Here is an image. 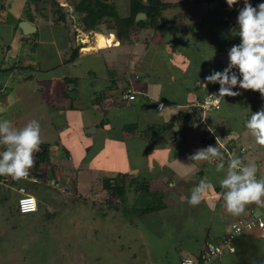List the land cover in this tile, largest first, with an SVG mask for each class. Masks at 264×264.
Instances as JSON below:
<instances>
[{"label": "rangeland", "instance_id": "374dc122", "mask_svg": "<svg viewBox=\"0 0 264 264\" xmlns=\"http://www.w3.org/2000/svg\"><path fill=\"white\" fill-rule=\"evenodd\" d=\"M116 2L121 13L127 15L130 0H116ZM58 3L61 6L63 5L61 4V0H58ZM225 3L227 4V2ZM250 3L253 7H256L259 3H264V0H250ZM235 6L233 8L236 10L242 8L243 0H240ZM28 7L26 4L22 7L24 16L28 15L26 13V10H29ZM203 9L207 10V6H203L200 10H195L198 15L194 14V20L191 17L192 11L188 8L167 10L168 12L166 11L164 16H167L165 19L169 25L166 27H171L173 30L178 29L177 33L179 34L178 24H181L187 27V31H184L181 35V41L175 42L171 46H164L163 48L160 46L156 47V42L154 46L143 42H139L138 44L131 42L120 44L113 27L114 25L112 24L104 26L100 30L105 33L106 36L102 34L104 37L96 34L95 30H87L84 34L81 30L77 32L79 19L76 17H70L72 21L69 24V29H67V36L70 40L69 45L71 46L66 51L63 38L64 28L62 26L57 27V38L59 39L57 45L51 43L50 38L53 36L51 32L54 31L48 30V26L50 25L46 28L44 27L45 30H42L39 37L34 34L33 39L30 41L31 43L27 44V49L23 50V52L27 53L28 51V53L35 57L37 59L36 63L42 70L45 69L42 66L54 67L61 65L60 70L55 69L54 72H48L50 74L46 73L44 75L45 73L43 74V72L33 74V78L26 83V86H29L32 91L34 89L39 94L44 95V99H49L50 104L49 102L44 103L40 109L29 108L27 111H22V108H15L13 112L11 111V115L7 117L15 128H22L33 120L39 122L42 143L39 150L35 153L47 148L49 153H44L40 156L34 153V164L37 160H40L43 165H46L48 162L51 166L58 163L61 167L65 168V172L68 171V173L66 172L63 175H66V177L68 174L72 175L77 180L75 172L76 164L72 161H66L64 149L67 147L73 149L72 143L75 134H83V129L86 133L88 129L95 128L94 126L101 122L105 112H103V107L91 105L94 92L97 91L101 94L103 89L108 91L114 85L113 91L121 89V92H124L122 89L126 87V78L128 79V77L122 78L121 74L125 70H131L130 72L134 75L132 78L135 80V76L139 75L141 67L149 66L152 70H155L154 66L156 64L152 59H157V61L159 59L160 63L162 62L163 69L164 66L171 68V74H173L175 73V71H172L174 70L173 64H175L173 61L180 60L182 57L180 54L181 49H186L189 54L184 52L183 56L191 62L192 70L198 71V74H201L203 77L214 74L215 70L212 69L214 67L205 65L207 55L205 57L203 55L195 56L194 58L195 52H192L194 51L192 49H196L197 46L192 42L195 39L199 44L200 38L198 37L201 36L188 37V34L194 33L190 29L196 26L192 25L191 21L193 20L194 23L199 21L198 18L201 16L200 12L204 11ZM30 10L28 12H32L36 19L41 18L40 12H36L35 7L30 8ZM51 11L49 10V14H51ZM47 14L48 12L45 14L47 16L46 19H48ZM231 16L235 17L234 12ZM51 18L50 15V21H52ZM188 26L192 27L189 28ZM173 33L168 32L170 36ZM74 34H76V41L73 39ZM145 35H148V39H150L153 33L148 31L145 32L143 37ZM36 38L41 43L40 47L32 43ZM169 39L174 41L172 38ZM77 46L87 47L88 49L82 51L79 60L75 64H62L63 60L65 61L70 58L72 47ZM145 49L149 50L146 55H143ZM209 54L211 56V53ZM37 55L38 57H36ZM224 57H230V55L225 54ZM172 59L173 61H171ZM216 71L223 72L222 69ZM44 78H48L49 82L45 83ZM153 78L158 79L161 76L157 75ZM114 79H117L119 87L117 84H114ZM194 79L193 77L190 81ZM153 83L155 84V82ZM11 85L14 89L18 85H24V83L20 79H16L12 80ZM132 87L134 86L132 85ZM54 91H56L55 95ZM59 93L67 99L60 100ZM86 96L90 98L88 99L90 105L88 108H85L86 106L82 108L81 103H85L86 100L84 99V101L83 97ZM259 96L261 97V95ZM249 98L250 103L247 106H253L251 107L252 111L246 105H244L242 111H238L237 109L229 110L230 119L228 118V121L225 119L224 122H226V125L228 124V127L234 131V136L237 137L236 148L233 152H229V157L239 156L242 158L243 156V158L247 159V164L254 163L258 169L257 173L261 174L257 179H260L264 178V147L255 143L254 137L246 130L244 124L249 118L247 114L259 111L264 107V102L261 106L258 105L259 109H254L256 97L250 96ZM80 100L83 101L81 102ZM141 100H143V97L139 96L136 104H126V102L120 101V99L119 102L121 103L122 110L125 109V106H132L134 112L137 113L135 106L140 104ZM75 101H79L80 104L77 105ZM68 102H73L74 107L77 106V111L80 108L84 109L81 124L72 122L70 131L68 129V115L66 116L68 119L67 123L65 116H63L64 114L54 108V106L62 108L66 103L69 104ZM2 105H4L3 109L7 108V105L3 103H0V108ZM106 114L108 115V113ZM109 117L111 123L104 131L105 133L99 135L95 140L96 142L92 139L94 142L93 148H97L94 151L102 148L104 145L103 141L108 140V137L103 140L104 134L108 135L110 130L116 131L119 125L122 126L124 124V122L120 121V118H114L112 113ZM208 118L205 121L206 123H201L202 131L200 136L204 138V141L193 138L187 143L189 145L187 148L192 147L195 155L198 150L206 149L208 145H217L213 141L215 139H210V137H213L215 134L214 138L217 139L220 133L214 131L213 134L207 131L212 128ZM206 127L209 129H206ZM161 129L162 127L157 126L155 130L156 134ZM206 143H208L207 147L204 145ZM219 147L224 152L226 146L220 145ZM2 148H4L3 145ZM181 151L186 152L185 145L181 147ZM214 159L219 163L222 162L219 156L214 157ZM197 167L199 168L197 172H199L190 176L188 184L185 183V185H198L202 180L199 177L200 170L211 172L208 170L210 167L205 161H198ZM165 168L166 173L175 171L171 167ZM227 171L226 166L221 172L225 176ZM139 172H143V170L140 169ZM209 172L205 174L206 176L203 179L213 185V188L206 193L212 195L217 188H220L218 181L221 178L214 176L218 172H215L214 175L211 174V176ZM105 173L101 171L99 180L96 178V175L86 174L83 176V182L86 180L89 184L82 182L80 186L81 192H78V196H82V200H80L77 198L75 180L70 181L66 187L67 193L65 194L63 193L64 187L63 183L60 182L61 180L58 183L51 180V177L56 173L53 170L49 171L48 168L44 169L42 172L44 184H41L40 192L33 193L38 201L39 212L29 215H18L16 212L18 199L20 198L16 183L20 180L14 179L9 189H4L0 194V264H179V257L182 259L190 255V253L184 252V250L194 245L188 236L198 233L196 231L202 229L200 227L212 225V221L214 222L216 219L219 221L215 212H209L206 208L204 209L205 206L203 208L200 205L192 206L189 202H182L179 205V209L176 206L167 207L157 212L140 216L137 212L129 210L131 208L127 209L126 206H133L135 208H144L146 206L145 208H148L150 204H153V199L150 197L144 200L140 196L136 197V193L133 190L128 191V202L123 203V207L119 211H116L114 208L113 210H109L110 206L114 205V201L110 199L107 203L105 202L106 194L103 191V184L105 182L101 178ZM137 174L142 175L140 173ZM146 176L144 174L142 177L151 179L149 176ZM163 177L164 173H162ZM119 182V184L125 183V180L120 179ZM92 185L96 186L93 192L92 190L90 191ZM150 189L151 191H156L151 187V181ZM169 191L168 189L165 192L168 193ZM151 194L156 193L151 192ZM85 199L88 201H85ZM246 208L255 209V212H253L255 218L259 219L260 217L264 219V203H252L247 205ZM239 223L240 221H237L235 224ZM233 224L231 221L227 225V232L230 236L233 235ZM203 232H206V229H203ZM255 237L260 239L259 235H253L251 238L254 241L248 242L249 240L245 241L242 237V242L238 245H232H236L239 249L235 255L237 257H234V260L233 258L228 259L229 257L224 256L220 260H222L223 264H264V241H258ZM214 242L218 245L216 240Z\"/></svg>", "mask_w": 264, "mask_h": 264}, {"label": "crops", "instance_id": "0c3cea01", "mask_svg": "<svg viewBox=\"0 0 264 264\" xmlns=\"http://www.w3.org/2000/svg\"><path fill=\"white\" fill-rule=\"evenodd\" d=\"M3 1H5L6 3L7 12L5 15H3L4 18L0 19V103L7 105V108L3 109L4 105H2V107L0 108V120L7 119V117L11 115L15 108H22V111H27L29 110V108L40 109L42 104H46L49 102V99L47 100L43 98L44 95L39 94L34 89L32 91L29 86H26V83H28L33 78V74L43 72V74L45 73L44 75H46V73L48 72H54L55 69L60 70L61 65H56L54 67L42 66V68H45L44 70H42L36 63L37 59H35V57L28 53V51L27 53L23 52V50L27 49V44L31 43L30 41L33 39V35L39 32L38 34H36L39 37L42 30H45V28L50 25L48 26L49 29H47L54 31L51 32L53 33V36L50 38L51 43L53 45H57L59 40L57 38V27L62 26L64 28L63 38L65 43V51L68 50L71 46L69 45L70 40L67 36L66 27L61 24H54L52 21H50V14L48 16V19L43 17H41L40 19H36L33 14V16H24L22 7L23 5L27 4V0ZM67 1L68 4L66 6L70 7L75 0ZM225 2H227V0H222L216 3L215 6H211L209 4H191L182 7L183 9L188 8L189 10L197 7L194 10H191V17L194 20V14L196 16L198 15L195 10H200L201 8H203V6H207V10L203 9L204 11L200 12L201 16H199L198 18L199 21H196L195 23L193 20L191 21L192 25L194 24L196 26L190 29L193 30L194 33L190 32L191 34H188V37L190 38V36H201L198 37L200 38L199 44L195 41L194 38H191L194 39L192 43L196 44L197 46L196 49H192L194 50L192 52H195L194 58L195 56L203 55L205 57V55H207L206 60L208 62L205 60V65L214 67L212 69H214L215 71L221 69L224 71L229 67V65L231 64L230 57L225 58V54L230 55L232 47L239 46L243 42L238 35L237 18L239 15V9L236 10L233 7L229 8L228 4H226ZM178 9L180 8H177V10ZM233 12L235 14L234 18L233 16H231ZM165 18H167L166 15ZM22 22H28L33 25L37 29L36 32L31 35L24 34L21 28L17 27V25ZM79 22L82 21L79 20ZM178 27L180 30L179 34L177 33L178 29H175L172 31L174 33L171 36H168L169 38H172L174 40L181 39V35L184 33V31H187V27L181 24H178ZM188 27L190 28L192 26ZM98 35L106 36L105 34ZM73 39L76 41V36L74 37L73 35ZM32 43L38 47H40L41 45L40 41H38V38H36L35 41H32ZM7 45L11 46L9 51L6 49ZM149 45L154 46L153 43ZM155 46L159 47L160 45L156 43ZM148 50L145 49L143 55H146L148 53ZM209 53H211V56ZM36 57H38V55ZM152 61L156 64L154 66L155 70H152L149 66H143L140 68L139 75L143 74L145 76L144 79L138 77L139 75H137L135 76L136 78L134 80L132 78L134 75L132 74V72H130L131 70H129L126 75L129 81L127 82L126 86H129L130 90L133 91V93L136 95V99L133 101H125L123 98L122 99L124 100V102H126V104H136L139 96L143 97V100H141L142 102L135 106L137 109V113L134 112V108L132 106H125V109L123 110L121 109V107L117 106L121 105V103L119 102L118 97V99L114 100L113 94H120L121 89L113 91L114 88H111V90H109L108 92V95L110 97L105 101L104 105L97 106L100 108L103 107V112H105L104 114L106 116L112 113V116H114V118H120V121L124 122V124L122 126L119 125L116 131L110 130V132H108V135L104 134L103 140L105 138L107 139V137L108 140H102L104 143V145L102 146L104 147L103 150H101V152L100 150H98L99 152L97 150L93 151V155H91L89 159H87V154L89 151H87V154L84 155L85 151L81 149V147L83 148V144L81 142H79L78 144L76 143L77 145L75 149H70L72 152L71 157L73 158L75 156L76 159L80 160V162L76 164L75 168L77 180H75L74 176L72 175L68 174L67 177L66 175H63L66 172L68 173V171L65 172V168L61 167V165L58 163L52 164V166L49 163H47L48 165L41 164L38 170L32 167L30 169V175L27 178H23L16 183L18 187L17 191L19 190V188L24 187L31 195H33V193L36 194V192H40V186L41 184H44V179L43 176L39 177L36 174H42L44 169L48 168L49 171L53 170L56 173L51 177V180L56 181L57 183L59 182V180H61L60 182L63 183V193L65 194L67 193L66 187L69 185L70 181L75 180L76 192L78 195V192H81L80 186L83 182V176H85L86 174L96 175V178L99 180L102 170L103 173L106 172L104 175H102V177H114L117 176V172H119L121 175L119 176L117 182H119L120 179L124 181L123 174L125 173L135 174L136 176L140 177L146 174L151 178V187L156 191L163 192V201L165 203V208L176 206L179 209V205H181L182 202L188 203L191 198L192 191L197 185L193 184L191 186L190 184V186H188L185 185V183L188 184L189 177L193 176L197 172V170H199V168L197 167L198 161L196 162L189 160V156H194L195 152L192 147L187 148V146H189L187 145V143L193 138L204 141V138H201L200 136L202 125L200 124L199 120L195 123H190L191 127L190 124H186L184 121L176 122L174 133H176L177 139H181L179 141H170L168 135H164L162 129L159 130L157 134L155 130L157 129V126H162L166 122L174 120V117L177 115L188 113L189 115L194 116L196 114L195 110L198 108V105L206 97L207 88L213 86L214 84L207 83L205 79L207 77L206 75L203 77L201 74H198V71L191 69L192 71H190V74L192 75V78L195 77L196 80L193 84H191V86H194L195 83H198L197 86H199L200 89L197 93L188 92L185 89L186 87L184 85L182 86L181 84L178 85L177 83L171 82L174 79L177 80L178 78H180L181 75L179 72H175V76L171 77V68H166V66H164L163 69L162 62L160 63L159 59L158 61L157 59H152ZM171 61H173V59ZM63 62L64 60L62 61V64ZM189 65L191 66V62ZM10 67L14 68L12 72L6 73L2 71ZM149 70L150 74L149 77H147L148 75L145 74V72ZM232 72L237 75L239 81H243V76L238 69L233 68ZM231 74L232 73H230L229 75L231 76ZM157 75L161 76V78L154 79L153 77ZM16 79H20L21 81H23L24 85H18L17 88L13 89L11 85L12 80ZM178 80H181V78ZM44 82H49L48 78H44ZM146 82H150V84H146ZM153 82H155L156 85ZM171 84H174V86L171 87ZM216 84H218L217 88L219 91L220 85L218 82ZM132 85L134 87H132ZM232 91H239L241 95L236 97H225V101L223 100L222 103L223 111L222 114L218 115L219 117L217 116L218 120L220 117H222V115L225 116V119H230L231 110L237 109L238 111H242V109H244V105L247 106L248 103H250V96L256 97V101H254V109H259L258 105L261 106V104L264 102L263 99L259 96L261 95L259 92L253 90H242L239 87V84L233 87ZM55 92L56 91H54V95L56 94ZM163 92L165 96H162ZM59 96L60 98L58 96L57 98H59L60 100L67 99L65 96H61L60 93ZM86 97H83V100L85 99L86 101L84 100L85 103H81L82 108L83 106H86L85 108H88V106L90 105L88 103V99L90 98ZM122 99H120V101H122ZM83 100L80 101L82 102ZM75 102H77V105L80 104L79 101ZM186 102H188L189 105H187ZM50 103L51 102H49V104ZM68 103L69 104L66 103V105H64V107L62 108H60L59 106H54V108L56 110H60V113L64 114L63 116H65L66 120V116L68 115V118H71L73 123L78 122L81 124L84 109L78 107L80 109L76 112L75 116H73V114H70L69 112L71 106L73 105V102ZM160 104H163L162 110L157 109V106ZM251 107L253 106H247V108L249 109H251ZM75 108H77V106ZM252 110L253 109H251V111ZM106 113H108V115ZM105 115L103 119L105 118ZM101 122L97 123L94 126L97 130L93 135L87 134L91 137L92 145L94 144L92 139H94L95 141L99 135H103V133H105L104 131L111 123L110 117L109 121L105 123L104 128L99 127V124H101ZM69 124H71L70 121ZM128 124H130L131 126H129L128 132H126L127 129L125 128V126H127ZM151 128V131H145L146 129ZM234 139H237V137L234 136ZM207 144L208 143L204 145L207 147ZM183 145L186 146V152L181 151V147ZM1 148L2 145H0V151H3L4 148ZM82 160L83 162H81ZM205 163L209 165L210 168H208V170H210L211 172L200 170V173L203 174V177H205V174L208 172L210 173V176L211 174L214 175L215 172L217 173L216 165L219 162L215 160L214 157H212V159H210V161L208 162L205 161ZM165 167H171L175 171L166 173L167 171H165ZM140 169L143 170V172H139ZM137 173H140L142 175H139ZM162 173H164L163 178ZM214 176L221 179L225 177L223 172H218V174ZM13 180L14 179L12 177L0 176V194L4 189H9V186L11 185V182H13ZM83 183L89 184L86 182V180H84ZM94 189H96V186L92 185L90 191L92 190L93 192ZM168 189L170 191L168 193L165 192ZM215 193L212 195L205 194L199 205L202 206V208L205 206L204 209L206 208L211 213L215 212L216 216L219 218V221L216 219L214 220V222L212 221V225L210 224L208 225V227H200L202 229L197 230L196 232L198 233H195L193 236H188V238L193 241L194 245H191V247H187L184 250V252L186 251L187 253H190V255H187L183 258H193L195 259V261H197V258L202 256L203 253L206 252L207 244H215L214 241L216 240L217 244L220 245L227 239L229 235L227 232V225L229 222L232 221L235 224L237 221H243L253 218L252 215L253 212H255V209L252 210L249 208H246L245 212L240 216L231 215L224 207L223 197H219ZM136 197H138L137 194ZM203 229H206V232H203ZM253 233L254 234L244 232L241 236L235 239V243L233 241V244L238 245L244 239L245 241L249 240L248 242H253L254 239L251 238V236L253 235H259L260 239L255 237L256 240L264 241V230L256 229ZM236 245H234L236 249V252L234 254L228 252L224 253L218 259H215L208 264H223L222 260H220L223 256L229 257L228 259L233 258L234 260V257H237L235 255L239 250ZM182 259H180V257L178 258V260L180 261L179 264H181Z\"/></svg>", "mask_w": 264, "mask_h": 264}, {"label": "trees", "instance_id": "16d2710c", "mask_svg": "<svg viewBox=\"0 0 264 264\" xmlns=\"http://www.w3.org/2000/svg\"><path fill=\"white\" fill-rule=\"evenodd\" d=\"M222 0H182V1H177V0H148V4L145 5L144 4V0H130V6H129V11L127 15H123L119 9V7L117 6V2L116 0H76L74 1L70 7L67 6H61L58 3V0H27V6L28 9L30 10V8L32 9L33 7H35V11H39L40 12V16L46 18L47 16L45 15L48 12V16H49V10L51 11V19L52 22L54 24H61L64 25L66 27V29H69V24L72 21L70 17L72 18H78L80 21L78 23V29L76 30L78 32V30H81L82 32L86 33V31L88 29L90 30H95L96 33L98 34H105L103 32H101L100 30L107 25L110 24H114V29L117 33V37L119 39V43L120 44H125V43H135L138 44L139 42H143L146 44H154L155 42L158 43L160 45L161 48H163L164 46H171V44H175V42H179L181 41V39L177 40L175 39L170 40V39H164V38H169L168 36H170L168 34V32L165 30V27L169 24L167 22V20L165 19L164 13L169 10V9H173V8H182L184 6L187 5H191V4H209L211 6L216 5V3L220 2ZM61 4L63 5H67L68 1L67 0H61ZM1 9H2V16L0 17V19H3L4 16L7 12V8H6V3L5 1H1ZM28 10V11H29ZM26 10V13L28 15H32L33 13L28 12ZM32 11V10H30ZM140 13H146L148 20L147 21H142L139 23H135L136 17L138 14ZM33 16V15H32ZM32 20V19H31ZM17 27H19V24L17 25ZM151 31L153 33V36H151L150 39H148V35H145L143 37V35L145 34V32ZM180 31V30H179ZM39 32H37L36 34H38ZM76 34H74L75 37ZM130 40V41H129ZM166 41V42H165ZM155 43V44H156ZM162 43V44H161ZM10 45H7L6 49L9 51L10 49ZM183 48V47H182ZM87 47H82V46H77V47H73L72 48V53L70 54V58L66 59L64 61L63 64H75L78 60L80 55L82 54L83 50H87ZM7 51V52H8ZM6 52V53H7ZM189 54L187 52L186 49H181L180 54L182 55V57L180 58V60H174L173 62H175L174 65V70L175 72H179L180 73V78L181 80H178L180 78H178L177 80H173L171 82L173 83H177L178 85H184L186 88V90L188 92H198L200 87L197 86V84L195 83L194 86H191V84H193L196 80H192L190 81V79L192 78V75L189 73L191 71V66L189 65L190 61H188L189 59H187L186 57H184L183 53ZM188 61V62H187ZM13 67L7 68L5 70H2L3 72L6 73H10L13 71ZM1 71V72H2ZM127 70L124 71L123 74H121L122 78L127 77ZM145 74H147L146 76L149 77L150 74V70L145 72ZM141 78L144 79V75L141 74L139 75ZM175 73L171 74V77H174ZM195 78V77H194ZM127 82L128 79L126 78ZM114 84H117V79L113 80ZM146 84H150V82H146ZM171 87L174 86V84L170 85ZM188 87V88H187ZM115 88V85L112 87ZM111 90V89H109ZM108 91H106V89H103L101 92V94H99V92L95 91L94 92V96L92 97V105L94 106H102L104 105L105 101L110 97L108 95ZM119 90V89H118ZM124 92H121L120 94H113L114 96V100L116 99H124V96L131 91L129 86L125 87L124 89H122ZM213 90L218 91L217 85H213L211 87L207 88V94L212 92ZM117 91V89H116ZM133 92V91H131ZM122 95V97H121ZM162 96H165L164 92L162 93ZM118 97V98H117ZM122 99V101L124 102V100ZM113 100V99H112ZM224 99H221V107L219 110H215L213 111L211 114H209L207 117H209V122L210 125L212 126V129L214 131H216L217 133L219 132V141L218 140H213L214 142L217 143L218 141V147L220 145L222 146H226V150L228 152H233V150L236 148V139H234V131L232 129H230L228 127V124L226 125L225 121V116L222 115V117L219 118V120L217 119V116L219 114H222V103H223ZM126 101V100H125ZM128 101V99H127ZM203 101V100H202ZM170 103V102H168ZM173 103V102H171ZM187 105H189L188 102H186ZM118 107H121V105H117ZM70 114H73V116H75L77 110L74 107V105L71 106L70 108ZM196 114L194 116L189 115L188 113H184L181 115H177L174 117V120L166 122L165 124H163L162 126V132H164V135H168L169 140L170 141H179L181 139H177L176 133H174V129H175V123L179 122V121H184L186 124H190V123H195L196 121H200L201 118L203 117V113L201 111V109L198 107L195 110ZM199 115V116H198ZM77 116V115H76ZM110 116V115H109ZM109 116H105V118L102 120L101 124H99V127L104 128L105 127V121H109ZM247 116H251L250 114H247ZM219 117V116H218ZM248 118V119H249ZM68 121V119H67ZM69 121L72 123V119L69 118ZM226 121H228L226 119ZM71 124H69V131H70V126ZM129 126H131L130 124H128L127 126H125L126 132H128V128ZM191 127V124H190ZM151 131V129H146L145 131ZM83 134L79 135V134H75L74 138H73V149H75L76 145L81 142L83 144V148L81 147V149H83V151H85V154H87L88 152V157L87 159L90 158V156L92 155V150L94 151L95 149H97L96 147H92V142H91V137L86 135L84 129L82 130ZM77 143V144H76ZM213 146V145H212ZM93 148V149H92ZM104 147L100 148V152L101 150H103ZM90 149V150H89ZM98 151V150H97ZM65 155H66V161H72L75 164H78L80 162V160L76 159V157L74 156L73 158L71 157V150L69 147L64 149ZM99 152V151H98ZM46 154L49 153L48 148L43 150V151H39L37 153V156H40L41 154ZM225 154V159H224V163L225 165H227V159L229 158V156L226 154V152H223ZM74 154V153H73ZM101 154V153H100ZM237 155V154H236ZM240 155V154H239ZM84 158V157H83ZM242 159L245 161V163L247 162L246 158ZM84 160V159H83ZM83 160L81 162H83ZM49 163V162H48ZM42 162L40 160L35 161L34 164V168L35 169H39V167L41 166ZM102 171V170H101ZM39 177L42 176V174L38 173L36 174ZM121 174L119 172H117V176L114 177H102V181H104L105 183L103 184V191L106 194L105 197V202L107 203L110 199H113L114 201V205L110 206L109 210H113V208L116 211H119L120 208L123 207V203H125L126 201L128 202V191L133 190L136 194H138V196L142 197L144 200L147 198L152 197L153 199V204H150L148 206V208H143V207H129L128 205L126 206L127 209L129 210H133L135 212H137L138 214L141 215H147V214H151L154 212H157L161 209H165V203L163 201V192L161 191H151L150 189V179L149 178H144V177H140V176H136L135 174H130V173H125L124 175V180L125 183L119 184L120 182H117L119 176ZM202 179L203 174L200 173L199 174ZM257 178H259L261 176L260 173H257ZM127 181V183H126ZM42 183V182H41ZM44 183V181H43ZM221 188H217L215 190V194L219 197H222L221 193H222ZM151 192H155L156 194H151ZM77 198L82 200V196H78ZM86 201H88L87 199H85ZM16 212L19 215L18 212V208H16ZM253 218L248 219V220H257V218H255V215H252ZM248 220H243V221H248ZM241 222V221H240ZM256 230V229H255ZM255 230L252 231H245V232H249V233H253ZM244 233V232H243ZM242 233V234H243ZM242 234L238 235V236H230L228 235L227 240L230 239V243H231V247H233L234 252H230L228 249L224 252V253H231L234 254L236 252V249L233 245V241L235 243V239L236 237L241 236ZM226 241V240H225ZM225 241H223L222 243H224ZM219 258V257H218ZM216 258V259H218ZM185 259H193V258H183L181 264H184V260ZM195 260V259H194ZM207 263V253L204 252L202 256L197 258L196 264H206ZM245 264V263H243Z\"/></svg>", "mask_w": 264, "mask_h": 264}, {"label": "clouds", "instance_id": "9594fccd", "mask_svg": "<svg viewBox=\"0 0 264 264\" xmlns=\"http://www.w3.org/2000/svg\"><path fill=\"white\" fill-rule=\"evenodd\" d=\"M239 2L240 0H227L229 8ZM237 24L238 35L243 42L239 46L232 47L231 64L223 72L214 71V74L205 79L207 83H219V92L213 95L220 99L241 95L239 91H232V88L238 84L243 90L259 92L261 98L264 99V3L253 7L250 0H243ZM233 68L238 69L242 74V82L232 72ZM230 73H232L231 76ZM160 105L162 108L158 109ZM160 105L157 106L158 110L163 109V104ZM201 123H203L202 120H200ZM244 126L254 137L255 143L264 147V107L259 111L252 112ZM206 129L209 128L206 127ZM207 131L214 134L212 128ZM214 137L215 134L210 139H216ZM217 139L220 140L218 137ZM41 143V128L38 121L33 120L22 128H15L10 120H0V145L4 146V150L0 151V176L12 177L15 180L27 178L34 165V153L39 150ZM217 145H210L206 149L198 150L196 155L189 156V160L208 162L210 157L219 156L222 162L216 165V171L221 172L227 166L228 171L225 177L218 181L220 188L224 190L221 195L227 212L234 216H240L245 212L247 205L264 203V178L257 179V166L254 163H245L239 156L229 157L227 165H225L223 162L224 153ZM224 151L229 156L226 148ZM212 188L213 185L210 182L202 179L193 189L189 204L199 205L204 195ZM38 212L39 209L36 213Z\"/></svg>", "mask_w": 264, "mask_h": 264}, {"label": "built area", "instance_id": "2783aa9c", "mask_svg": "<svg viewBox=\"0 0 264 264\" xmlns=\"http://www.w3.org/2000/svg\"><path fill=\"white\" fill-rule=\"evenodd\" d=\"M1 1L0 0V17L2 16V9H1ZM213 94H218L217 91L213 90L212 92L208 93V95L204 98L203 102L200 104L201 111L203 113L202 122L206 123V118L209 114H211L215 110H219L221 107V99ZM124 99L128 100H135L136 95L129 91L125 96ZM162 105L158 106V109H161ZM20 198L18 200V211L22 215H28L36 213L39 209L38 202L36 198L30 195L25 188L21 187L19 189ZM255 229L264 230V221L262 218L257 220H248V221H241L239 224L233 225V236H238L245 231H252ZM232 236V235H231ZM264 236V234H263ZM230 252H234L233 247H231L230 239H226L224 243L220 245L215 244H208L206 248L207 253V263L212 262L216 258L222 256L226 250ZM184 264H195V261L192 259H185Z\"/></svg>", "mask_w": 264, "mask_h": 264}, {"label": "water", "instance_id": "95a60500", "mask_svg": "<svg viewBox=\"0 0 264 264\" xmlns=\"http://www.w3.org/2000/svg\"><path fill=\"white\" fill-rule=\"evenodd\" d=\"M144 4L147 5L148 4V0H144ZM147 20H148L147 14L146 13H140V14L137 15L136 20H135V23L137 24L139 22L147 21ZM19 27L21 28V30L23 31V33L24 34H27V35H31L34 32H36V30H37L33 25H31L28 22H22V23H20L19 24ZM165 30L167 32H172L173 31V29L171 27H166ZM96 130H97L96 128L88 129L86 131V134L93 135Z\"/></svg>", "mask_w": 264, "mask_h": 264}, {"label": "bare ground", "instance_id": "6f19581e", "mask_svg": "<svg viewBox=\"0 0 264 264\" xmlns=\"http://www.w3.org/2000/svg\"><path fill=\"white\" fill-rule=\"evenodd\" d=\"M83 34H84V32H83Z\"/></svg>", "mask_w": 264, "mask_h": 264}]
</instances>
